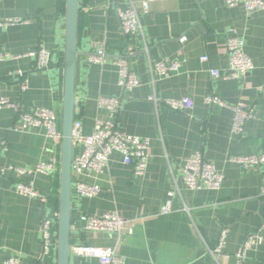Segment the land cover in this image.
<instances>
[{
  "label": "crops",
  "instance_id": "crops-1",
  "mask_svg": "<svg viewBox=\"0 0 264 264\" xmlns=\"http://www.w3.org/2000/svg\"><path fill=\"white\" fill-rule=\"evenodd\" d=\"M147 1L151 9L144 13L142 4ZM132 5L142 29L125 36L119 15ZM79 6L76 120L84 135H91L96 120L106 118L97 100L119 98L117 129L149 139L150 158L143 176H136L118 153L103 174L80 175L81 181L101 187L95 198L79 196L73 182L72 249L117 248L125 264H216L209 249L227 230L223 264H235L234 254L245 239L264 225V167L246 171L229 162L233 156L264 153V95L257 90L264 85V11L247 15L243 5L229 7L225 0H79ZM0 19L24 22L0 27V54L21 56L43 48L52 62L39 71L35 58L0 60V98L18 106L0 110V170H7L0 176V264L12 257L21 264H56V252L50 259L43 255L41 225L45 214L58 213L62 144H53L44 128L19 132L14 127L20 112L51 108L62 131L65 0H0ZM232 31L244 41L255 68L235 80L214 78L213 69L228 67L227 37ZM99 48L109 59L103 65L91 64L89 58ZM117 57L129 60L139 87L125 91L119 86L113 61ZM203 57L208 62H202ZM164 59L181 62L180 72L158 77L155 66ZM24 79L27 89L22 91ZM209 95L255 108L256 116L241 136L232 134L233 111L209 108L204 102ZM153 96L157 104L150 100ZM185 97L194 103L189 110L174 111L164 104ZM82 149L73 147V159ZM196 153L223 174L219 191L185 187L182 163ZM53 159L58 170L51 175L19 176L8 170L35 169ZM19 182L32 183L49 197L48 205L18 194ZM167 204L171 212L163 214ZM185 204L190 215L182 210ZM109 212L129 221L133 234L119 237L83 229V215ZM261 234L263 242L249 252L247 264H264V230ZM70 264L99 263L71 250Z\"/></svg>",
  "mask_w": 264,
  "mask_h": 264
},
{
  "label": "built area",
  "instance_id": "built-area-1",
  "mask_svg": "<svg viewBox=\"0 0 264 264\" xmlns=\"http://www.w3.org/2000/svg\"><path fill=\"white\" fill-rule=\"evenodd\" d=\"M151 1L142 4V11L147 13L151 9ZM229 7L243 5L246 14L252 15L256 12L264 11V0H225ZM121 31L125 36L136 35L141 32L140 14L137 8L132 5L129 9L121 12L119 15ZM24 23L22 20L9 19L1 20L0 27H9ZM186 38H182L181 42H185ZM227 53L229 57L227 69L220 71L213 69L211 75L217 79L235 80L250 74L255 66L252 60L244 51V41L237 36L236 32H230L227 37ZM22 57L35 58L36 70H47L51 67V53L42 49L31 51L21 56H11L1 53L0 60L19 59ZM109 59V55L103 48H99L89 58L91 64H105ZM208 57L201 58L202 62H208ZM114 64L119 69V86L125 91H131L139 87L140 81L133 71L129 60L125 57L114 58ZM181 62L177 60L164 59L155 66V71L160 78H169L180 72ZM22 78L24 74L19 73ZM22 91L27 89V80L21 83ZM259 94L264 95V85L258 89ZM150 100L156 104L158 100L155 96ZM205 104L209 108H229L233 111L232 134L241 136L246 124L255 118V108L244 103L229 104L217 95H209L204 98ZM164 104L174 111H185L193 107V101L188 98L177 100H168ZM100 110L105 111L106 118H98L95 122L93 133L89 136L84 135L81 121L75 120L73 126V147L82 146V151L75 156L72 162V178L75 183V189L79 196L85 198H95L101 193V187L97 184L83 182L79 176L88 172L101 175L109 166L110 158L114 153L122 155L123 162L132 165L136 176H143L149 164L150 140L137 136L126 135L121 133L116 126V118L121 107V100L115 97H100L97 100ZM3 108H18L17 104L10 102L5 98H0V110ZM18 124L14 127L15 131L26 132L44 128L47 138L55 145L62 144L63 135L58 126L59 117L51 108H35L31 111L20 112L18 115ZM229 162L241 166L246 171H255L264 167V153L248 156H233L229 158ZM9 171L19 176H28L33 173H41L51 175L58 170V162L50 160L41 162L35 169H27L21 167L10 166ZM6 169L0 170V176L6 174ZM183 181L185 187L190 191L210 190L219 191L224 183V176L220 173L214 164L206 161L201 153H196L185 159L182 163ZM180 189L176 187V191ZM16 191L18 194L40 200L43 204L48 205L49 197L41 193L32 183L19 182ZM175 192H171L173 196ZM183 212L190 215L191 209L185 204L182 208ZM171 212L170 204L162 208L163 214ZM83 229L92 233L117 234L121 237L124 234H133V229L129 221L124 219L118 212H109L103 215H83ZM57 221L58 213L51 215L45 214L41 225V234L43 241V255L50 256L56 252L57 248ZM260 230L250 234L238 251L234 254L235 264H247L248 255L254 247L263 242ZM227 230L221 232L219 242L213 249H209V253L213 257L216 264H223L225 254L223 252ZM73 252L82 258L95 259L99 264H125L123 258L119 256L117 248L76 246ZM3 264H21L19 259L12 257Z\"/></svg>",
  "mask_w": 264,
  "mask_h": 264
},
{
  "label": "water",
  "instance_id": "water-1",
  "mask_svg": "<svg viewBox=\"0 0 264 264\" xmlns=\"http://www.w3.org/2000/svg\"><path fill=\"white\" fill-rule=\"evenodd\" d=\"M79 0H65V34L63 57V106H62V145L59 209L57 221L56 264H70L72 234V162H73V126L76 120V80Z\"/></svg>",
  "mask_w": 264,
  "mask_h": 264
},
{
  "label": "trees",
  "instance_id": "trees-1",
  "mask_svg": "<svg viewBox=\"0 0 264 264\" xmlns=\"http://www.w3.org/2000/svg\"><path fill=\"white\" fill-rule=\"evenodd\" d=\"M48 258H49V259H50V258H54V253L51 254L50 256H48Z\"/></svg>",
  "mask_w": 264,
  "mask_h": 264
}]
</instances>
